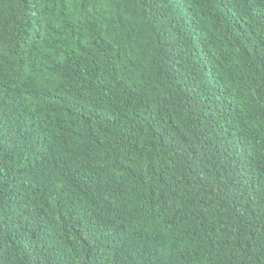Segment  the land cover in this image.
I'll return each mask as SVG.
<instances>
[{"label": "trees", "instance_id": "1", "mask_svg": "<svg viewBox=\"0 0 264 264\" xmlns=\"http://www.w3.org/2000/svg\"><path fill=\"white\" fill-rule=\"evenodd\" d=\"M0 264H264V0H0Z\"/></svg>", "mask_w": 264, "mask_h": 264}]
</instances>
